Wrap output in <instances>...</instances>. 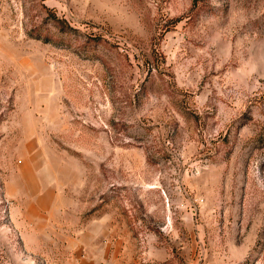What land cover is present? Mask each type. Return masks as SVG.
<instances>
[{
  "label": "rangeland",
  "instance_id": "374dc122",
  "mask_svg": "<svg viewBox=\"0 0 264 264\" xmlns=\"http://www.w3.org/2000/svg\"><path fill=\"white\" fill-rule=\"evenodd\" d=\"M0 264H264V0H0Z\"/></svg>",
  "mask_w": 264,
  "mask_h": 264
},
{
  "label": "crops",
  "instance_id": "0c3cea01",
  "mask_svg": "<svg viewBox=\"0 0 264 264\" xmlns=\"http://www.w3.org/2000/svg\"><path fill=\"white\" fill-rule=\"evenodd\" d=\"M28 180H29L28 178H24V181H25L26 183L28 182Z\"/></svg>",
  "mask_w": 264,
  "mask_h": 264
}]
</instances>
